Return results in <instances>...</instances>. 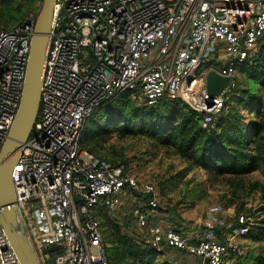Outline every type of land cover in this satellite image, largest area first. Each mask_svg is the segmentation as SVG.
I'll list each match as a JSON object with an SVG mask.
<instances>
[{
    "label": "built area",
    "instance_id": "obj_1",
    "mask_svg": "<svg viewBox=\"0 0 264 264\" xmlns=\"http://www.w3.org/2000/svg\"><path fill=\"white\" fill-rule=\"evenodd\" d=\"M38 11L0 29V149L19 107ZM259 49L264 0H55L38 115L11 171L14 202L38 263H47L48 243L61 249L54 264H109L97 207L116 211L133 193L144 201L149 196V210H137L135 223L150 247L182 251L196 264H224L230 252L241 253L230 240L248 232L244 214L231 222L209 210L199 223L161 224L156 183L82 148L81 137L92 113L124 91L136 102L182 101L206 126L235 87V63ZM209 70L229 78L212 99ZM233 224L229 238L219 241L213 229ZM0 264H20L1 225Z\"/></svg>",
    "mask_w": 264,
    "mask_h": 264
},
{
    "label": "rangeland",
    "instance_id": "obj_2",
    "mask_svg": "<svg viewBox=\"0 0 264 264\" xmlns=\"http://www.w3.org/2000/svg\"><path fill=\"white\" fill-rule=\"evenodd\" d=\"M35 3V6H41ZM28 6L13 2L0 5V26H12L17 22L20 11H26ZM24 14L22 18H26ZM239 86L249 88L254 95L264 100V87L255 85L246 78L239 69L236 72ZM242 115L246 113L241 110ZM94 122L88 119L82 133L83 144L102 155L124 160L128 169L134 173L139 181H153L157 187V216L155 221L164 225H182L183 223H199L209 210H216L221 220L233 221L234 215L242 213L247 217L251 228L264 226V179L260 171L255 170L244 176L225 175L207 170L199 164L196 158L185 159L174 145L162 143L156 136L140 132L114 130V128L96 129ZM97 123V122H96ZM138 195H129L120 209L106 212L102 219L103 242L107 247L117 244L122 237L133 239L139 250L145 243L144 231L138 229L135 223L136 211L142 203ZM128 223L129 225H126ZM177 226V225H176ZM218 226L213 229L218 240H221V231ZM252 230L250 229L251 233ZM235 235L230 241L241 248L242 256L249 252L255 254L264 252V240H253ZM225 240L226 236L223 234ZM176 251H164L155 254L149 264H195L191 258L187 261L179 260ZM241 258H228L224 264H242ZM137 264H147L139 257Z\"/></svg>",
    "mask_w": 264,
    "mask_h": 264
},
{
    "label": "trees",
    "instance_id": "obj_3",
    "mask_svg": "<svg viewBox=\"0 0 264 264\" xmlns=\"http://www.w3.org/2000/svg\"><path fill=\"white\" fill-rule=\"evenodd\" d=\"M41 1L0 0V5L17 2L18 5L28 6L26 11H20L21 14L17 17L15 25L0 26V29L20 25L25 19L22 18L24 14H35L39 6L33 7V5ZM234 66L255 85L264 87V50L259 49L242 62L235 63ZM235 81V87L229 92L219 114L206 126L202 125L201 113L194 111L182 101L161 98L156 102H136L130 100L129 93L124 91L92 113L89 119L97 122H94L92 130L114 128L121 133L145 131L147 134L156 136L164 144L176 146L185 159L196 158L208 171L242 177L258 170L264 179V100L258 99L254 95L255 91L239 86L236 77ZM241 110L246 115H242ZM81 147L110 161L115 166L124 165L128 169L127 161L96 152L84 145L82 138ZM148 197L145 194V201L140 198L141 203L145 202V206L141 207L145 208V213L149 210ZM106 212L101 206L97 207L96 213L102 236V219L106 216ZM251 226L249 225L248 232L243 236L246 237L251 229L249 236L253 240H264V226L255 225L253 228ZM236 227L237 225L233 224L227 231L217 228L222 233V239L219 241L225 242L223 234L233 232ZM216 238L218 239L217 235ZM103 244L109 264H137L139 257L149 264L155 254L178 251L169 247L161 249L150 247L146 239L143 249L139 250L135 247V241L127 237H119L115 247L110 245L111 247L106 248V244L104 242ZM242 252H230L228 258H241V261L245 260L242 264H264V252L257 254L249 252L241 257Z\"/></svg>",
    "mask_w": 264,
    "mask_h": 264
},
{
    "label": "water",
    "instance_id": "obj_4",
    "mask_svg": "<svg viewBox=\"0 0 264 264\" xmlns=\"http://www.w3.org/2000/svg\"><path fill=\"white\" fill-rule=\"evenodd\" d=\"M55 0H42L36 16L34 33L30 42L25 79L21 99L14 121L0 149V225L16 253L20 264H39L25 235L18 208L14 202L11 171L16 164L18 147L31 133L38 115L40 83L43 74L48 33ZM229 78L214 70L206 75L209 98H215L227 87ZM46 264H54L60 246L46 243ZM204 264H207L205 259Z\"/></svg>",
    "mask_w": 264,
    "mask_h": 264
},
{
    "label": "crops",
    "instance_id": "obj_5",
    "mask_svg": "<svg viewBox=\"0 0 264 264\" xmlns=\"http://www.w3.org/2000/svg\"><path fill=\"white\" fill-rule=\"evenodd\" d=\"M177 225V226H176ZM176 225H173L174 227H179L178 225L179 224H176ZM175 256H177V257H179V260H181V261H184V260H186L187 261V259L189 258L188 257V255H186V254H184V252H182V251H176L175 252ZM190 260H193V259H190ZM193 261H195V260H193ZM196 262V261H195ZM196 264V263H195Z\"/></svg>",
    "mask_w": 264,
    "mask_h": 264
}]
</instances>
